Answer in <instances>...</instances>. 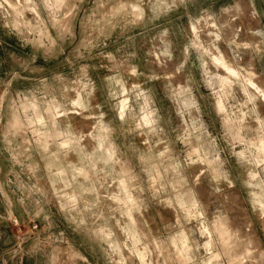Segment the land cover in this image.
Returning a JSON list of instances; mask_svg holds the SVG:
<instances>
[{
	"label": "rangeland",
	"instance_id": "374dc122",
	"mask_svg": "<svg viewBox=\"0 0 264 264\" xmlns=\"http://www.w3.org/2000/svg\"><path fill=\"white\" fill-rule=\"evenodd\" d=\"M0 264H264V0H0Z\"/></svg>",
	"mask_w": 264,
	"mask_h": 264
}]
</instances>
